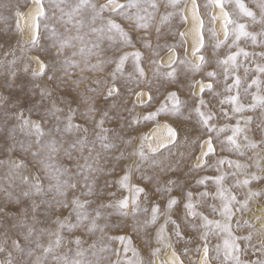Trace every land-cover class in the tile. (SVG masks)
<instances>
[{
  "label": "clouds",
  "instance_id": "1",
  "mask_svg": "<svg viewBox=\"0 0 264 264\" xmlns=\"http://www.w3.org/2000/svg\"><path fill=\"white\" fill-rule=\"evenodd\" d=\"M0 264H264V0H0Z\"/></svg>",
  "mask_w": 264,
  "mask_h": 264
}]
</instances>
